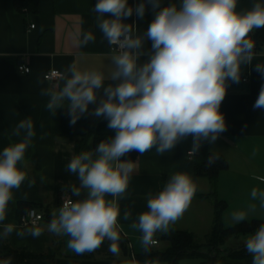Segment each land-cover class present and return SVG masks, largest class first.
<instances>
[{
	"label": "clouds",
	"instance_id": "clouds-1",
	"mask_svg": "<svg viewBox=\"0 0 264 264\" xmlns=\"http://www.w3.org/2000/svg\"><path fill=\"white\" fill-rule=\"evenodd\" d=\"M155 12L146 32L137 34L135 24L123 22L133 15L128 0H98L93 11L97 26L110 46L113 70L105 86V74L99 70H78L75 63L69 66L70 76H62L65 83L59 91L42 90L50 97L46 107L55 113L67 102L70 123L88 111L96 102V90L103 88L104 97L94 109L96 117L108 120V128L115 135L101 141L95 150L83 151L74 156L67 170L76 174L80 186H71L72 195L86 196L63 203L58 213H52L47 225L49 232L67 235V247L77 254L95 251L105 239L111 243L109 251L119 255L120 215L119 199L124 198L134 165L122 160L126 153L143 154L155 147L158 155L171 150L184 137L193 136L190 153L195 154L203 141L214 142L226 130L220 105L225 98L227 82H239L241 64H251L255 42L249 33L264 27V4L255 3L244 12L236 11L237 0H180L179 6L171 3L161 7V0H147ZM146 3L135 7L137 17L143 18ZM111 14L105 18V14ZM150 40L151 52L146 62L145 41ZM95 41L91 31L82 33L81 46ZM264 74V65H256ZM115 82V83H113ZM254 109L264 108V86L261 87ZM22 139L6 146L0 152V222L6 219L8 204L13 200V189H19L27 173L17 165L24 162L25 152L32 146L35 136L31 118L21 121L14 134ZM209 155L208 165L218 160ZM43 179V177H42ZM34 181L29 182V186ZM196 184L186 173L173 174L157 195L149 194L148 211L131 224L142 233L145 251L156 243L157 232L167 234L170 224L180 219L196 193ZM251 198L260 201L264 208V190L253 188ZM111 196L112 199H106ZM250 211L256 205H249ZM130 211L123 218L128 220ZM246 211L232 213V221L247 219ZM13 231L20 237H39L43 229L29 227L17 231L14 224L4 225L0 238ZM246 250L253 255L252 264H264V224L246 240ZM9 257L0 264H11Z\"/></svg>",
	"mask_w": 264,
	"mask_h": 264
},
{
	"label": "crops",
	"instance_id": "crops-1",
	"mask_svg": "<svg viewBox=\"0 0 264 264\" xmlns=\"http://www.w3.org/2000/svg\"><path fill=\"white\" fill-rule=\"evenodd\" d=\"M141 2L146 3L142 19L135 13L136 5ZM257 2L264 4V0H237L236 11L244 13ZM171 3L179 6L180 0H161V7ZM128 5L134 12L123 22L135 24L137 34H143L154 19V10L147 0H128ZM93 8L94 0H38L35 10L19 9L16 0H0V152L22 139L23 133L20 136L14 134L21 121L31 118L35 132L24 162L17 165L27 173V177L19 189L12 190L13 200L8 204L6 219L0 222V233L9 223L16 225L17 231L29 227L43 229L36 238L31 235L20 237L13 231L7 238H0V252L6 248L23 252L30 256L27 264H156L137 260V255L144 249L142 233L130 225L138 222L139 215L149 210V194L157 195L173 174L186 173L197 190L182 217L169 228L205 238L212 229L215 216L214 199L204 197L212 192V184L209 179L194 174V165L203 162L209 153L221 155L228 164L227 169L219 174L215 187L216 198L226 204L222 213L223 226L231 228L245 221H264V208L250 195L253 188L264 190V108L253 107L264 86V74L256 70V65H264V53L259 51L253 52L251 64H241L238 83L227 82L226 95L219 109L224 115L226 130L214 142L203 141L195 157L189 159L188 152L193 147V136L189 135L163 155H158L154 147L139 153L137 159L131 161L134 168L129 185L124 198L118 201L119 255L109 251L111 242L107 239L95 251L77 254L67 247L69 236L48 231L52 213H58L64 198L71 197L76 201L86 196L83 189L79 197L72 195L71 186L79 187L80 181L76 174L67 170V165L74 156L95 149L90 139L83 149L77 151L75 141L63 136V114L68 111L67 102L65 107L52 113L46 107L50 97L42 94V90L59 91L65 81L61 78L51 83L45 80L44 74L57 69L63 76H70L68 68L75 63L80 71L96 69L103 72L105 86L112 83L109 74L113 70V53L97 26L98 14ZM110 16L105 14V18ZM32 24L34 28H31ZM88 31L94 34L95 41L81 46L82 33ZM254 31L249 33L252 40ZM151 43L150 40L145 41V55L140 63L148 60ZM21 62L30 66L29 74L19 73ZM243 77H247L246 82L242 81ZM96 92V102L89 104L88 111L74 124L78 136L90 131L115 134L114 129L108 128L107 119L93 114L104 97L103 88ZM30 181H34L31 186ZM106 199L112 197L106 196ZM251 204L256 205L254 212L249 210ZM31 208L43 216L45 212V216L37 226H22L20 217ZM125 211L131 212L128 220L123 218ZM238 211H246L248 216L237 224L232 221V213ZM162 235L157 232L153 239L158 241ZM242 237L245 242L241 245L246 244L247 235L233 238ZM233 238L226 243L232 245ZM160 243L163 242L150 247L156 248Z\"/></svg>",
	"mask_w": 264,
	"mask_h": 264
},
{
	"label": "trees",
	"instance_id": "trees-1",
	"mask_svg": "<svg viewBox=\"0 0 264 264\" xmlns=\"http://www.w3.org/2000/svg\"><path fill=\"white\" fill-rule=\"evenodd\" d=\"M98 0H94V6ZM38 0H16V6L19 9L35 10ZM254 49L260 51L264 49V27L255 29L253 33ZM257 51V52H258ZM70 115L68 111L63 114V136L73 139L76 143L77 151L83 149L92 139V145L96 149L97 145L104 140L113 137L115 134H97L93 131L85 135L78 136L75 133L74 125L70 123ZM139 155L138 151H130L126 153L122 160L134 161ZM209 155L218 156L211 166L208 165ZM228 164L224 157L216 153H209L203 162L194 165V174L197 177L209 179L212 184V192L204 197L214 199L213 208L215 212L214 222L210 233L204 238L203 246L210 248L209 252L201 249L202 244L198 238L183 230L171 229L167 234L161 236L159 241L168 244L164 249L152 248L149 251H143L137 255V260L143 263H160V264H179L182 259H199L200 264H252L253 255L248 253L245 244L231 249H223L227 240L233 237L254 235L264 221L252 220L245 221L231 228H225L222 223V213L226 208L224 202L219 201L215 196V187L219 174L227 169ZM164 188V184L161 187ZM45 216V212H44ZM121 241V240H120ZM11 257V264H27L26 260L30 258L27 254L6 248L0 252V261Z\"/></svg>",
	"mask_w": 264,
	"mask_h": 264
},
{
	"label": "built area",
	"instance_id": "built-area-1",
	"mask_svg": "<svg viewBox=\"0 0 264 264\" xmlns=\"http://www.w3.org/2000/svg\"><path fill=\"white\" fill-rule=\"evenodd\" d=\"M34 27H35V25L32 24L31 25V28H34ZM114 50H115V46H110V51L112 53H114ZM257 51L258 50H256V52ZM260 51L264 53V49L263 50H260ZM18 71H19L20 74L27 75V74H29L31 72V68L26 63L21 62L18 65ZM62 76H63V74L59 70H57V69H50V70H48L44 74L45 80H47V81H49L51 83L58 82L61 79ZM242 81L243 82H246L247 81V77H243L242 78ZM190 151L188 152V158L189 159H193L195 157L196 153L193 154V153H190ZM68 200L74 201L71 197L64 198L61 201V207H62L63 203L66 202V201H68ZM43 218H44V216H43L42 213H39L35 208H31L26 213H24L23 215H21V217H20V224L22 226H37L43 220ZM155 241H156V243H154L151 246H155V245L158 244V241L157 240H155Z\"/></svg>",
	"mask_w": 264,
	"mask_h": 264
},
{
	"label": "rangeland",
	"instance_id": "rangeland-1",
	"mask_svg": "<svg viewBox=\"0 0 264 264\" xmlns=\"http://www.w3.org/2000/svg\"><path fill=\"white\" fill-rule=\"evenodd\" d=\"M247 236H252V235H247ZM198 241L201 242L202 244V247L201 249L203 251H206V252H209L210 251V248H207L206 246H203V243L205 242V239L202 237V238H198ZM232 242H234L232 245L230 243H225L224 245H222V248L223 249H231L233 248L232 246L236 247L238 245H241L242 242H245V239L242 237V238H233ZM168 244H165V243H160V245L156 246V248H161V249H164L165 247H167ZM157 264V263H156ZM179 264H200V260L199 259H182L180 260Z\"/></svg>",
	"mask_w": 264,
	"mask_h": 264
}]
</instances>
